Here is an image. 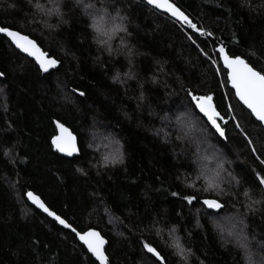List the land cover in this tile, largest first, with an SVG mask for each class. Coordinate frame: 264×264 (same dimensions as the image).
<instances>
[{
	"label": "trees",
	"instance_id": "16d2710c",
	"mask_svg": "<svg viewBox=\"0 0 264 264\" xmlns=\"http://www.w3.org/2000/svg\"><path fill=\"white\" fill-rule=\"evenodd\" d=\"M172 1L212 35L143 0H0V26L60 61L43 72L0 33V264H99L28 202L29 191L77 231L99 230L108 264H159L145 242L165 264L264 260V128L236 99L218 53L223 45L264 68V0ZM94 12H106L96 22L108 33L116 25L109 39L90 26ZM189 91L213 96L224 137ZM181 113L210 138L179 130ZM57 121L77 136L79 156L54 150ZM204 142L225 159L224 177L211 180L218 188L199 169ZM215 162L207 165L217 171ZM205 199L222 208L209 210Z\"/></svg>",
	"mask_w": 264,
	"mask_h": 264
},
{
	"label": "snow or ice",
	"instance_id": "6c2138e0",
	"mask_svg": "<svg viewBox=\"0 0 264 264\" xmlns=\"http://www.w3.org/2000/svg\"><path fill=\"white\" fill-rule=\"evenodd\" d=\"M79 2V0H78ZM149 4L154 5L158 9L165 10L169 12L173 17L178 20L183 21L189 27L196 29L203 36H211L212 33L205 31L202 28H197L195 24L176 7L171 0H147ZM245 3H250V0H245ZM40 8V4L35 5ZM88 7V5H86ZM57 12L59 11V4L56 5ZM52 10L49 9V12ZM103 20L104 17H99ZM97 17H93V23L90 25L95 29L96 32L102 35H108L106 30H103L101 25L96 22ZM117 28L114 26L112 31L115 32ZM0 33L5 34L11 39V42L21 51L27 55L33 57L39 64L43 71H48L49 68L57 66L60 61L54 57L49 56V54L43 51L35 40H32L27 35H23L20 31L12 30L7 26H0ZM99 43H105L104 40H99ZM219 58L223 61V66L227 72V82L231 85L234 90L235 96L238 100L250 110L252 116L256 118L257 121L264 123V68H257L254 66L253 62H250L249 58H245L241 55L230 54L226 51L225 47L221 45L218 49ZM204 55H208L204 53ZM213 64L217 63L216 60L212 61ZM5 74L0 72V77ZM84 95L83 92L79 93ZM188 96L190 97V104L197 109L200 113L206 117L207 121L212 125L213 128L219 133L221 137L225 136V129L220 126L218 121L224 120V117L217 110V106L213 101V96L211 94L199 95L195 92L189 91ZM57 128L59 129V134L52 137V145L61 153H66L71 156L73 153L78 152L79 149L76 145V137L73 133L64 126V124L59 121L56 122ZM236 127H240L237 123ZM249 143L251 141L249 140ZM255 151V149H253ZM108 157H105L107 160ZM120 159L118 155L113 156L112 162ZM264 164V160L261 161ZM258 182L260 185H264V175L257 173ZM219 185L214 182H209V188H218ZM208 191V189H205ZM173 196L178 195V193H172ZM28 198L36 204L40 209H42L48 216L53 217L61 225L71 229L75 233L82 245L86 247L87 251L95 257L100 264H108V257L105 254V244L107 241L104 236L101 235L99 231L94 228H88L87 230L77 231L72 224L68 223L65 219H62L55 211H53L46 203L41 199V197L31 191L27 192ZM184 200L191 203L195 196H184ZM205 205L209 208H220L221 204L218 199H205L203 201ZM177 248L180 247L179 244L176 245ZM144 248L151 254H153L159 264H165V257L161 255V252L157 250L151 243H144ZM183 250H181L182 252Z\"/></svg>",
	"mask_w": 264,
	"mask_h": 264
},
{
	"label": "rangeland",
	"instance_id": "374dc122",
	"mask_svg": "<svg viewBox=\"0 0 264 264\" xmlns=\"http://www.w3.org/2000/svg\"><path fill=\"white\" fill-rule=\"evenodd\" d=\"M99 14H102V16H104L106 14V12L105 13H99V12L95 13L94 12L93 15H94V17H97V20H100L99 17H101V16H99ZM99 24L101 25L102 29L104 30L105 24L103 23V21H100ZM111 27H113V26H111ZM115 27H116V25H115ZM112 32L113 31H112V28H111L109 33L111 34ZM109 33L106 36L103 35V37L109 39L110 38L109 37ZM183 113H181V115H179V118L177 119L178 120L177 123L179 125L181 124L180 125L181 128H179V130H181L182 126H183L186 129L185 130L186 132H192V131L193 132H197V133L199 132L201 135L204 136V138H207V139L210 138L206 134V128L204 127V125L201 123V126H200V124L198 123L197 118L194 117L193 114L186 113V114L183 115ZM183 117H185L187 119V123L186 124H183L182 122H180V121H184L185 120ZM220 153L221 152L216 147H212V145L211 144L209 145L207 142H204L202 144V148H201V150L198 153V157H199V161H200L199 169H200L201 173L205 174L206 177L210 176V178H209L210 181L211 180L214 181L215 179H217V177L219 178L220 176L224 177V175L226 173V167H225V164H224V160L225 159L223 157H221ZM215 160L219 163V165H217V167H216L217 171H215L214 168L209 167L207 165V164H210L211 162L216 163ZM216 184L219 185L218 182ZM227 221L228 220H226V222ZM221 226L224 229V226H227V223L221 224ZM235 227H237V226H235ZM259 264H264V260L261 261V263H259Z\"/></svg>",
	"mask_w": 264,
	"mask_h": 264
},
{
	"label": "water",
	"instance_id": "95a60500",
	"mask_svg": "<svg viewBox=\"0 0 264 264\" xmlns=\"http://www.w3.org/2000/svg\"><path fill=\"white\" fill-rule=\"evenodd\" d=\"M144 2H146L150 7H152L153 9H155V10H157V11H159V12H161V13H163V14H165V15H167V16H169L170 18H172V19H174L175 21H177V22H179V23H181V24H183V21H181V20H178L177 18H175V17H173L169 12H167V11H165V10H162V9H158V8H156L154 5H152V4H149L148 2H147V0H143ZM171 2L172 3H174L172 0H171ZM175 4V3H174ZM176 5V4H175ZM176 7L177 8H179L177 5H176ZM180 9V8H179ZM181 10V9H180ZM182 11V10H181ZM183 12V11H182ZM185 14V13H184ZM186 15V14H185ZM187 16V15H186ZM188 17V16H187ZM3 34V33H2ZM4 36H6L5 34H3ZM24 35V34H23ZM7 37V36H6ZM9 40H10V42H11V39L9 38V37H7ZM30 38V37H29ZM30 39H32V38H30ZM33 40V39H32ZM12 43V42H11ZM37 43V42H36ZM13 44V43H12ZM38 44V43H37ZM13 46L18 50V51H20L23 55H25V56H27L28 58H30L31 60H33L38 66H39V64L36 62V60L33 58V57H31V56H29V55H27L26 53H24L23 51H21L20 49H18L14 44H13ZM40 47V46H39ZM41 48V47H40ZM42 49V48H41ZM43 50V49H42ZM44 51V50H43ZM221 61V64H222V66H223V61L222 60H220ZM59 66V64L57 65V66H55V67H52V68H49V70L48 71H43L41 68H40V66H39V68L43 71V72H50L51 70H53L54 68H57ZM223 68H224V66H223ZM225 69V68H224ZM226 70V69H225ZM229 84V83H228ZM229 87L232 89V87H231V85L229 84ZM233 90V89H232ZM234 91V90H233ZM236 97V96H235ZM236 99L238 100V98L236 97ZM239 101V100H238ZM240 102V101H239ZM241 103V102H240ZM242 104V103H241ZM243 105V104H242ZM244 106V105H243ZM245 108H246V106H244ZM247 109V108H246ZM249 112H250V110L249 109H247ZM201 114V116L207 121V119H206V117H204L203 116V114L202 113H200ZM254 117V116H253ZM254 119L256 120V118L254 117ZM257 121V120H256ZM208 122V121H207ZM257 122H259V121H257ZM209 123V122H208ZM218 123L220 124V126H221V123H220V121H218ZM262 126H263V128H264V123H261V122H259ZM209 125L212 127V125L209 123ZM65 126V125H64ZM66 127V126H65ZM222 127V126H221ZM56 128H57V124H56ZM68 128V127H67ZM213 128V127H212ZM69 129V128H68ZM70 131H71V129H69ZM213 130L215 131V132H217L216 130H215V128H213ZM72 132V131H71ZM73 133V132H72ZM218 133V132H217ZM59 134V129L57 128V134L56 135H58ZM219 134V133H218ZM73 135L76 137V145H77V148L79 149V151L78 152H75V153H73L71 156H69V155H67L66 153H61V152H59L54 146H53V148H54V150L55 151H57L61 156H63V157H66V158H73V157H75V156H79L80 155V147H79V142H78V138H77V136L73 133ZM26 198H27V200H28V202L31 204V205H33L37 210H39L40 212H42L43 214H45L46 216H48L47 215V213H45L42 209H40L36 204H34L29 198H28V196L26 195ZM207 206V205H206ZM208 207V206H207ZM220 208H222V205H221V207ZM220 208H209L208 207V209L209 210H213V211H217V210H219ZM50 219H52V220H54L57 224H58V226H60V227H62V228H64V229H66V230H68V231H71V229H69V228H67V227H65V226H63V225H61L58 221H56L53 217H50V216H48ZM62 218V217H61ZM62 219H64V218H62ZM97 231H99V230H97ZM72 232V231H71ZM100 232V231H99ZM73 233V232H72ZM101 233V232H100ZM74 235H75V233H73ZM101 235L103 236V234L101 233ZM105 238V237H104ZM78 239V238H77ZM105 240L107 241V243L105 244V254L107 255V252H106V249H107V246H108V240H107V238H105ZM78 241H79V239H78ZM81 244H82V242L81 241H79ZM85 247V246H84ZM86 248V247H85ZM91 256H92V254L91 253H89ZM94 259H95V257L94 256H92ZM107 257H108V255H107ZM96 260V259H95ZM97 261V260H96ZM99 264H100V262L99 261H97ZM108 262H109V257H108Z\"/></svg>",
	"mask_w": 264,
	"mask_h": 264
}]
</instances>
